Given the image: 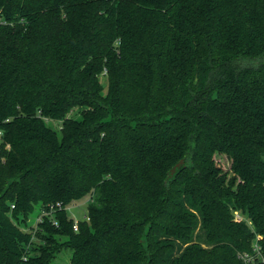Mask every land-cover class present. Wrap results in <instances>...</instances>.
<instances>
[{
	"label": "trees",
	"instance_id": "obj_1",
	"mask_svg": "<svg viewBox=\"0 0 264 264\" xmlns=\"http://www.w3.org/2000/svg\"><path fill=\"white\" fill-rule=\"evenodd\" d=\"M0 129V264L264 256V0H0Z\"/></svg>",
	"mask_w": 264,
	"mask_h": 264
},
{
	"label": "rangeland",
	"instance_id": "obj_2",
	"mask_svg": "<svg viewBox=\"0 0 264 264\" xmlns=\"http://www.w3.org/2000/svg\"><path fill=\"white\" fill-rule=\"evenodd\" d=\"M52 127L58 129L59 126L56 122H50L49 123ZM222 163L224 164V166L226 168L229 167V162L225 159L222 160ZM89 203V197H86L84 199H82L81 201H78V203H75L73 205L70 206V209L68 211L69 215L74 219L77 220H83L87 214V206ZM39 211H35L29 220L30 224H34L37 217H38ZM72 255V251L71 250H67L64 249L59 255H58V259L55 261L54 264H69V258Z\"/></svg>",
	"mask_w": 264,
	"mask_h": 264
},
{
	"label": "built area",
	"instance_id": "obj_3",
	"mask_svg": "<svg viewBox=\"0 0 264 264\" xmlns=\"http://www.w3.org/2000/svg\"><path fill=\"white\" fill-rule=\"evenodd\" d=\"M2 137H3V131L0 129V139H2ZM59 207L61 208V206H59ZM51 209H53V208H51ZM69 209H70V207L67 208V211H69ZM47 215H49V213L43 211L40 215H38L33 226L37 227L38 224L41 223L43 221V218ZM85 218H86V216H85ZM235 218L237 221L243 220V217L238 212L235 213ZM78 223H79V220L74 218L73 228L75 231H78ZM54 224L58 225L57 222H55ZM258 241H259V237H257V239L253 245L254 254H251V253L250 254L249 253L240 254V258L246 264H251L256 260H260L262 263H264V256L262 254L261 247L259 246Z\"/></svg>",
	"mask_w": 264,
	"mask_h": 264
}]
</instances>
